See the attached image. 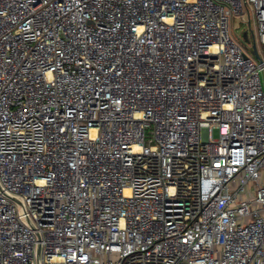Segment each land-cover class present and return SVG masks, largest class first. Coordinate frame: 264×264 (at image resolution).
<instances>
[{
	"label": "built area",
	"instance_id": "built-area-1",
	"mask_svg": "<svg viewBox=\"0 0 264 264\" xmlns=\"http://www.w3.org/2000/svg\"><path fill=\"white\" fill-rule=\"evenodd\" d=\"M262 71L264 0H0V264H264Z\"/></svg>",
	"mask_w": 264,
	"mask_h": 264
},
{
	"label": "rangeland",
	"instance_id": "rangeland-1",
	"mask_svg": "<svg viewBox=\"0 0 264 264\" xmlns=\"http://www.w3.org/2000/svg\"><path fill=\"white\" fill-rule=\"evenodd\" d=\"M245 32L249 33V38H250V40H252V42H253L254 37L257 39L258 29H257L255 21L252 19V25H251V29H250L248 24L243 23V18L241 16L233 17L230 21V34L233 38L237 39L240 43H244L243 44L244 46H247L248 42H246L243 39V34ZM258 47L260 49V52L262 53L261 47L259 45H258ZM261 79H262V84H263V88H264V72L263 71L261 72ZM214 135H215V138L217 139L218 138V132L215 131Z\"/></svg>",
	"mask_w": 264,
	"mask_h": 264
},
{
	"label": "water",
	"instance_id": "water-1",
	"mask_svg": "<svg viewBox=\"0 0 264 264\" xmlns=\"http://www.w3.org/2000/svg\"><path fill=\"white\" fill-rule=\"evenodd\" d=\"M243 39L246 41V42H250V39L248 37V32H245L243 34ZM253 53L254 55L256 56L257 59H260V56H259V53H258V49H257V45L256 43L254 42L253 44Z\"/></svg>",
	"mask_w": 264,
	"mask_h": 264
}]
</instances>
